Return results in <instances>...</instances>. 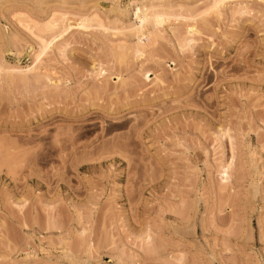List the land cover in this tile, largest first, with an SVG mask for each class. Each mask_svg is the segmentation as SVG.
I'll use <instances>...</instances> for the list:
<instances>
[{"label": "rangeland", "instance_id": "374dc122", "mask_svg": "<svg viewBox=\"0 0 264 264\" xmlns=\"http://www.w3.org/2000/svg\"><path fill=\"white\" fill-rule=\"evenodd\" d=\"M0 264H264V0H0Z\"/></svg>", "mask_w": 264, "mask_h": 264}, {"label": "bare ground", "instance_id": "6f19581e", "mask_svg": "<svg viewBox=\"0 0 264 264\" xmlns=\"http://www.w3.org/2000/svg\"><path fill=\"white\" fill-rule=\"evenodd\" d=\"M216 3V2H215ZM142 9H143V7H142ZM146 9H148V8H146ZM145 9V10H146ZM153 9V8H152ZM148 11V10H147ZM154 13V12H153ZM135 16H136V19H138L139 20V25L137 26V27H134V28H132L131 29V31L133 32V33H135V36H138V40H139V43H141L142 45H144L145 46V43L146 42H148L147 40L150 38V36H151V34L152 33H150L149 31H146V25H147V23L149 22V20L151 19H149V17L144 13V11L142 12V10L140 9V8H137V11H136V13H135ZM61 20V19H60ZM152 20L156 23V24H162L163 22H164V17L162 16V15H159V14H157L156 13V15H154L153 14V16H152ZM59 21V20H58ZM56 22V21H55ZM55 22H53V24L55 25ZM58 23V22H57ZM68 24V23H67ZM66 24V25H67ZM53 25V26H54ZM65 25V24H64ZM69 25V24H68ZM67 25V26H68ZM64 31H65V29H64ZM129 31H130V29H129ZM131 32V33H132ZM130 33V34H131ZM147 39V40H146ZM145 40H146V42H145ZM44 44L46 45V43L44 42ZM51 44V43H50ZM47 46H48V44H47ZM44 49H46V48H44ZM43 51V50H42ZM42 53V52H41ZM38 54V53H37ZM39 55V54H38ZM37 55V56H38ZM41 55V54H40ZM39 55V56H40ZM43 55V54H42ZM38 56V57H39ZM36 57V56H35ZM37 58V57H36ZM35 59V58H34ZM39 59V58H38ZM40 59H41V56H40ZM37 60V59H36ZM38 62V61H37ZM34 66V65H33ZM32 66V67H33ZM27 68V67H26ZM30 69V68H29ZM29 69H27V70H29ZM30 72V71H29Z\"/></svg>", "mask_w": 264, "mask_h": 264}]
</instances>
